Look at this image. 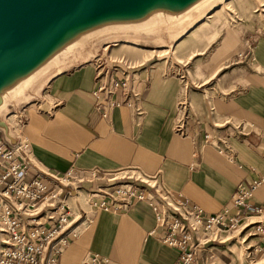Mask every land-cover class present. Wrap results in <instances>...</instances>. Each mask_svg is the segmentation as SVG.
<instances>
[{
	"label": "crops",
	"instance_id": "crops-1",
	"mask_svg": "<svg viewBox=\"0 0 264 264\" xmlns=\"http://www.w3.org/2000/svg\"><path fill=\"white\" fill-rule=\"evenodd\" d=\"M237 25L239 31L228 27L220 33L219 29L209 38L206 50L197 52L202 55L200 91L186 92L199 125L210 130L217 124L219 132L228 137L235 151L233 161L210 145L195 149L194 121L189 122L187 136L174 132L182 80L177 71L166 72L139 51L133 65L123 61L132 67L126 71L141 92L145 113L139 122L124 105L114 107L107 118L94 110V67L88 57L55 73L44 91L24 105L20 133L33 161L59 174L70 168L81 172L130 167L148 175L160 174L167 189L181 192L190 204L208 213L230 206L238 184L261 177L252 200L264 206V28L242 19ZM72 201L69 205L77 208L78 201ZM75 222L84 224L85 220L76 218ZM154 226L146 202H135L120 213L98 211L88 227L71 238L58 262L81 264L86 254L97 253L109 259L107 264H177L178 251L150 234ZM213 244L215 259L222 264L230 260L225 244Z\"/></svg>",
	"mask_w": 264,
	"mask_h": 264
},
{
	"label": "built area",
	"instance_id": "built-area-1",
	"mask_svg": "<svg viewBox=\"0 0 264 264\" xmlns=\"http://www.w3.org/2000/svg\"><path fill=\"white\" fill-rule=\"evenodd\" d=\"M88 63L94 67V110L107 118L114 107L124 105L139 122L145 110L141 92L126 71L132 67L109 59L104 52L91 56ZM24 108L10 112L18 113L17 130L10 125L16 136L14 144L8 143L0 130V264H60L58 258L71 238L88 227L96 212H125L135 202L148 203L155 219L150 234L178 251L177 264H214L213 243H225L229 232L239 227L244 256L249 260L264 253V206L252 200L261 177L238 184L230 206L208 213L190 204L181 192L167 189L160 174L148 175L138 168L81 172L70 168L61 174L52 173L33 161L28 142L20 133ZM176 112L175 133L187 136L189 122L194 121L197 128L192 141L196 150L210 145L229 161L234 160L228 137L219 132L217 124L210 130L202 128L192 116L186 97L178 98ZM3 119L6 121L5 116ZM81 188L87 194V208L77 202L76 215L68 198ZM76 218L85 223L75 222ZM108 262L97 253H88L81 260V264Z\"/></svg>",
	"mask_w": 264,
	"mask_h": 264
},
{
	"label": "rangeland",
	"instance_id": "rangeland-1",
	"mask_svg": "<svg viewBox=\"0 0 264 264\" xmlns=\"http://www.w3.org/2000/svg\"><path fill=\"white\" fill-rule=\"evenodd\" d=\"M217 5H220V3L218 2ZM229 6H231L230 10H224V4L220 5V7H222L220 9L224 11L211 17H209V14L208 18L206 16L208 11H206L205 15H202L199 20H194L192 22L188 20L189 17H187V21L182 15L181 18L180 16L171 17L168 15H159L157 18H154V20H151L153 21L151 22V25L155 24L153 30L151 29L150 24L143 22L137 25L124 24L106 27L90 33L82 39L74 42L67 52L59 55L58 59L54 58L46 63L44 66L47 67H50V62L53 64L55 63V65L33 86L27 88L29 83L25 82L24 87L27 89L22 94L20 93L21 87H19L18 90L14 92L11 91L6 96L5 100L7 98H13L7 105L5 104L6 107L4 106L2 111V114L5 115L6 123L8 125L16 124L17 127L18 116L15 113H10V111L14 112L22 109L24 105L29 103V99L31 100L32 96L40 95L44 91L47 81L51 76H53V73H58L59 71L69 67L71 64L83 61L88 57L91 58L94 54L101 52H104L111 60L126 61L130 65H133L131 62L135 60V57L137 58V56L141 55L139 54L136 56L135 52H144L143 57L147 59L151 57L148 59L150 60L149 63H156V66H162L166 72L175 70L178 74H182L184 76L181 78V98L187 96V90L188 92H191V90L200 91L198 86L200 81L198 69L200 67L202 55L197 52L206 50V46L209 44V38L215 37L219 29L220 33L224 28L228 27H234L237 31H239V26L237 25L239 19L254 22L258 25V28H264V0H234ZM126 26H129L126 31H113L120 30L121 28H127ZM193 29H195L194 34L187 37L186 35H188ZM101 32L105 34L96 35ZM183 38L184 41L180 44V46L172 50L174 45H176L180 39ZM83 41L86 43H82ZM122 41H127V43H136L138 48L127 46V44ZM106 44H108V47H105L106 49L103 50V45ZM151 49L155 52H150V54H148L147 52L151 51ZM146 53L147 55L145 56L144 54ZM190 56L192 57L189 59ZM146 61H143V63ZM81 190L83 191L82 188ZM77 191L78 190H76V192ZM71 198H68V204L71 202ZM86 198L87 194L84 191V194L80 193L76 201L81 203L83 205L82 207L87 208L84 203ZM70 207L75 214L78 215V209H74L72 206ZM226 238H228V240H226L223 244H225V248L228 250V253L231 254V257L225 264H264V253H258L253 257V259L249 260L244 256V245L243 243H240L241 241L239 239L240 230L235 229L230 231ZM213 251L212 253L214 254ZM215 257L216 256L214 255L213 259ZM214 264L222 263L217 259H214Z\"/></svg>",
	"mask_w": 264,
	"mask_h": 264
},
{
	"label": "water",
	"instance_id": "water-1",
	"mask_svg": "<svg viewBox=\"0 0 264 264\" xmlns=\"http://www.w3.org/2000/svg\"><path fill=\"white\" fill-rule=\"evenodd\" d=\"M191 1L0 0V93L6 83L30 71L70 35L88 26L138 17L157 4L180 8ZM3 116L1 112L0 130L14 144L16 136Z\"/></svg>",
	"mask_w": 264,
	"mask_h": 264
},
{
	"label": "bare ground",
	"instance_id": "bare-ground-1",
	"mask_svg": "<svg viewBox=\"0 0 264 264\" xmlns=\"http://www.w3.org/2000/svg\"><path fill=\"white\" fill-rule=\"evenodd\" d=\"M218 2L220 3V5L224 4L225 9L230 10L231 6H229V5L232 2V0H230V1H228V0H192L190 3H188L185 6L180 7V8H170L164 4H157L153 7H151L146 13H144L141 16L130 17V18H118V19H113V20L97 23V24L88 26V27L82 29L81 31L70 35L65 41H63L58 46H56L54 48V50L49 55H47L42 61H40L34 68H32L27 73L16 77L12 81H9L8 83H6L3 86L1 93H0L1 98H2V100L0 102V113L3 111V108L5 106V101H6L5 98L11 91L14 92V91L18 90L19 87H21L20 93L22 94L27 88L33 86L40 78L44 77V75L47 73L48 70H50L55 65V63L53 64L50 62V67H47V66H44L46 63H48L49 61H51L54 58L58 59L59 55L64 53V52H67L74 42L78 41L79 39H82L83 37L89 35L90 33H93L95 31H98V30L106 28V27H113L116 25H124V24H128V25L135 24V25H137V24H141L143 22L150 24L151 29L153 30V27L155 26V24L151 25L152 24L151 22H153L151 20H154V18H157L159 15L160 16L168 15L171 17L180 16V18L183 16L184 19H186V20H187V17H189L188 20H190V22H192L194 20H199L202 15H205L206 11H208V14H206V16H208L212 12H215V11L219 10L220 8H222V7H220V5H217ZM126 27L127 28H123V29L121 28L120 30H113V31H116V32L117 31H126V29H128L129 26H126ZM100 34H105V33L101 32V33L96 34V35H100ZM136 38H138V37H136ZM113 40L116 41L115 39H113ZM122 42L126 43L127 46H130V47H137L138 46L136 43H127V41H122ZM82 43H86V42L83 41ZM126 44H123V45H126ZM129 44H131V45H129ZM150 52H155V51L151 50L147 53L150 54ZM58 65H60V64H58ZM54 74L55 73H53V75ZM25 82L29 83L27 88L24 87ZM15 114H17V116H18V113H15ZM10 125H12L15 128V130H17L16 124L15 125L10 124ZM73 195L74 194L70 195L69 198L72 197V199L75 201L76 199H78L80 193H76L74 196ZM241 229H242V227H239L236 230H240V232H241ZM225 240H228V238H225Z\"/></svg>",
	"mask_w": 264,
	"mask_h": 264
}]
</instances>
